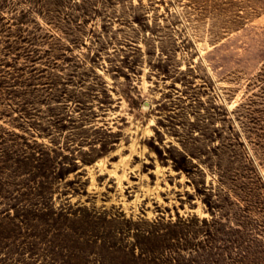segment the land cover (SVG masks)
I'll return each mask as SVG.
<instances>
[{
  "label": "rangeland",
  "instance_id": "374dc122",
  "mask_svg": "<svg viewBox=\"0 0 264 264\" xmlns=\"http://www.w3.org/2000/svg\"><path fill=\"white\" fill-rule=\"evenodd\" d=\"M0 264H264V0H0Z\"/></svg>",
  "mask_w": 264,
  "mask_h": 264
}]
</instances>
